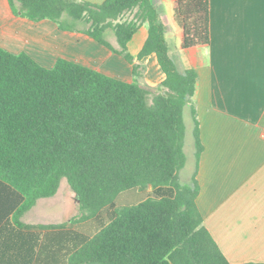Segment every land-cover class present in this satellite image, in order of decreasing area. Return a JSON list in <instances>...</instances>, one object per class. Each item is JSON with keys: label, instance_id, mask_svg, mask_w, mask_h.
Returning a JSON list of instances; mask_svg holds the SVG:
<instances>
[{"label": "trees", "instance_id": "trees-1", "mask_svg": "<svg viewBox=\"0 0 264 264\" xmlns=\"http://www.w3.org/2000/svg\"><path fill=\"white\" fill-rule=\"evenodd\" d=\"M12 13L80 32L139 68L154 54L164 80L153 94L58 58L50 69L0 47V223L21 218L56 195L65 179L79 215L29 228L38 264H230L203 225L198 185H181L186 164L183 109L197 73L169 55L165 26L151 0H7ZM136 9L133 20L118 22ZM181 48L209 43L208 0H175ZM88 25L77 29L78 23ZM147 36L128 52L139 26ZM111 29L119 48L105 39ZM152 94V95H151ZM195 158L202 151L195 111Z\"/></svg>", "mask_w": 264, "mask_h": 264}, {"label": "crops", "instance_id": "crops-1", "mask_svg": "<svg viewBox=\"0 0 264 264\" xmlns=\"http://www.w3.org/2000/svg\"><path fill=\"white\" fill-rule=\"evenodd\" d=\"M73 1L100 5L105 0ZM151 2L164 23L170 57L181 72L197 73L194 95L185 106L188 125L183 114L190 141L184 139L186 164L178 174L179 183L188 186L195 175L197 210L230 264H264V0H208L209 43L189 49L181 48L175 0ZM135 12L125 13L118 22L133 20ZM146 36L147 25L142 23L128 44L130 55L136 56ZM108 42L119 48L114 34ZM0 47L12 54L25 53L47 69L61 58L131 83L123 57L83 33L16 16L7 0H0ZM134 62L146 66L150 86L164 80L154 54ZM191 107L202 146L197 161ZM43 200L21 218L24 227H17L11 215L0 223V264H38L37 252L31 254L29 228L64 223L51 222L56 217L43 212Z\"/></svg>", "mask_w": 264, "mask_h": 264}, {"label": "rangeland", "instance_id": "rangeland-1", "mask_svg": "<svg viewBox=\"0 0 264 264\" xmlns=\"http://www.w3.org/2000/svg\"><path fill=\"white\" fill-rule=\"evenodd\" d=\"M128 17L129 16H126L125 18H128ZM87 27H88V25L80 22L77 24L76 28L82 30V29H86ZM112 38H113L112 30L107 29L106 33H105V39L107 41L111 42ZM113 42L116 43L115 41H113ZM134 64L139 66V68L137 70V74L136 75L133 74L132 64L128 63L126 80H128L130 82H134V81L137 82L139 85H141L147 89H150L152 94L154 92H156L155 88H157L159 84H157L155 86H150L147 83V80L145 77L146 66L143 64H140L139 62H134ZM125 73H126V71H125ZM183 114H184L185 122L188 125L190 115H189V109L187 107H184ZM189 141H190V134L187 133L186 137H185V142L188 144ZM186 151H187L186 153L188 154V156H190L189 155L190 150L188 148V145L186 147ZM190 164L191 163L188 162L187 166L185 167V170L182 171L183 176H184V174L186 175V172L189 170ZM181 177H182V175H181ZM40 204H41V206H46V208L44 209L43 212H46L47 214L51 213L53 215V217H56V218H53V220L51 221L52 223L62 222V221L65 223V222H68L71 218H74V217L79 215L77 197L70 190L65 179L61 180L60 186H59V189H58L56 195L52 198H48V199L41 201Z\"/></svg>", "mask_w": 264, "mask_h": 264}, {"label": "water", "instance_id": "water-1", "mask_svg": "<svg viewBox=\"0 0 264 264\" xmlns=\"http://www.w3.org/2000/svg\"><path fill=\"white\" fill-rule=\"evenodd\" d=\"M77 201H78V198H77Z\"/></svg>", "mask_w": 264, "mask_h": 264}]
</instances>
